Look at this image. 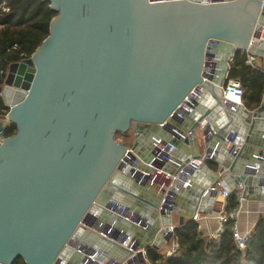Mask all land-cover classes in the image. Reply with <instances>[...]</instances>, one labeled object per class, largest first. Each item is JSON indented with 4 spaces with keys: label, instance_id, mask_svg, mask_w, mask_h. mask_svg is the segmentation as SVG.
<instances>
[{
    "label": "water",
    "instance_id": "obj_1",
    "mask_svg": "<svg viewBox=\"0 0 264 264\" xmlns=\"http://www.w3.org/2000/svg\"><path fill=\"white\" fill-rule=\"evenodd\" d=\"M44 1L56 12L48 35L30 57L9 64L3 81L6 118L16 131L1 136L4 125L0 120V264H12L18 257L26 264H52L68 248L81 247L82 223L88 213H99L97 203L102 199L107 200L105 207L112 202L119 205L123 193L139 199L117 178L130 172L118 165L127 146L115 135L131 130L135 151L144 128L167 121L186 96L192 105L184 117L177 119L174 114L171 123L160 128L170 133L175 122L181 124L193 116L186 132L177 128L184 138L171 132L173 143L177 145L178 137L185 143L201 137L204 154H209L214 140L220 149L234 112L231 103L221 99L228 62L237 51L251 52L264 26L262 0ZM262 35L264 39V30ZM221 49L226 58L214 78L211 60ZM208 61L212 65L206 72ZM191 90L194 93L189 94ZM205 90L219 104L214 108L215 119L209 106L198 110ZM242 108L241 120L249 125L247 136L237 152L229 147L221 164L237 175L247 191L248 176L258 173L259 166L238 168L249 135L263 116L264 96L255 110ZM258 155L260 173H264V148ZM200 157L185 156L177 167L192 161L198 168ZM133 181L139 182V177ZM202 192L192 213L200 211V203L208 198ZM173 204L158 213L171 221L177 205ZM155 209V204L139 209L135 220H142L144 226L131 224L132 237L140 247L150 244L159 229ZM111 218L124 225L122 218ZM186 221L178 217V225ZM170 236L166 234L167 241ZM100 242L105 248L115 245L116 252L122 248L106 238ZM124 249L121 264L140 260L139 254Z\"/></svg>",
    "mask_w": 264,
    "mask_h": 264
},
{
    "label": "crops",
    "instance_id": "obj_2",
    "mask_svg": "<svg viewBox=\"0 0 264 264\" xmlns=\"http://www.w3.org/2000/svg\"><path fill=\"white\" fill-rule=\"evenodd\" d=\"M262 30H264V26H262ZM250 51L252 54L255 55L256 59L254 61V65L259 68L264 73V39L263 35L262 37L259 36L257 42L253 44ZM226 51L224 49H221L216 52V55L214 57V71L212 72L214 78H217V74L222 71V66L224 63V59L226 58ZM231 60L228 62V70L230 66ZM227 70V74H228ZM220 74V73H219ZM227 82V75L225 78V83ZM216 93H219V90L216 89ZM263 96L262 95L261 102L258 106L254 107H246L244 104V108L252 111L258 108L262 102H263ZM213 98L211 96L210 91L205 90V94H203L199 99V106L198 110H203L206 107H210L213 109V118H216L217 113H215V105H219L216 101L213 104ZM217 108V107H216ZM222 110H225L227 108H224L223 106H220ZM229 113L230 110H227ZM215 113V114H214ZM243 108H235L234 112L231 114L233 115L230 127L228 130L225 131V134L228 135L231 132H236V134H239L241 136H247V129L248 124L245 123L243 120H241ZM194 115V114H192ZM225 114H223L224 116ZM225 117V116H224ZM193 119V116H189L186 120L180 124V123H174L175 127L184 130L186 132L187 128L189 127L188 121L189 119ZM220 119V118H219ZM229 120V118H228ZM185 125V126H183ZM255 129L252 130L251 135H249L250 142L247 143L248 148L246 149V152L244 153L242 159H241V166L238 169H244V166H257L255 164H258V173L255 175H249L248 176V190L245 191V197L246 201L243 205V210L239 216L238 219V226L241 232H247L249 230H252V228L255 226L257 220L260 216L264 217V188L261 184V180L264 179V173H260L262 169V162H258V152L264 148V113L263 116L260 117V120L258 124L256 125ZM186 129H185V128ZM146 131L145 133H142L141 138L138 142V145L135 149L136 154L143 160L150 159L153 154V141L156 138L162 139V141L168 142L170 140H174V136L169 133L166 130L161 129L158 126L150 127V128H144ZM208 133L212 135V132L208 130ZM133 135V134H132ZM214 137V136H213ZM201 137L196 140H190L189 142H184L183 140H180L177 138L175 141L177 145L174 146L176 150L171 154L174 157V160H180L185 156L191 157L192 155L196 154H203L204 146L201 145ZM215 140L213 141V145L211 146V151L215 152V155L213 159L202 161L201 165L195 170L193 174L189 177L190 186H183L180 185L179 188L176 191L174 202L177 204L174 208V212L171 215V218H176L178 222V217L180 215L184 216L186 220H190L194 213H192L193 203L197 200L198 193L200 190H204L209 185H211L219 176V170L222 168L227 169L226 167L222 166V161L226 160V157L228 155V149L229 146L225 143L223 144L220 149L219 147H216ZM128 147V146H127ZM264 161V159L262 160ZM165 169H168L169 171L176 170V166L173 163L167 162L164 165ZM118 180L120 181V185L124 188L133 189V192L135 194H138L140 196L139 199L134 197L130 194L123 193L121 196L122 199L120 200L121 203L118 205L120 207L126 208V212L128 215L133 216L134 218L139 219V215L141 214L139 209H143L144 207H147L151 204L156 205V213H157V219L156 222L158 223L159 229L153 232V235L151 237L150 244H146L144 247L145 249H155L160 254H163L168 246V241L166 239L165 232H162V228H165L169 226L170 223L165 221H170V218L168 215H161L158 213L159 211V202L162 196V187L161 185L156 181H147L145 184L139 183L138 181H133V177L129 173L126 172L125 176H118ZM224 180L225 183L228 184L229 187L234 186L238 180L237 175L232 172L229 173L225 171L224 174ZM114 190V188H112ZM115 203V202H112ZM110 203V204H112ZM137 203V204H136ZM108 204L106 199H102V203H97V206L100 208L99 213H96L95 211H92L91 213H88V215L85 218H88L87 221L90 224V227H84L82 229V238L79 239V243L81 247L79 249L84 248L87 252H96L100 257L103 258L105 262H116L117 264L120 263L122 258L126 255V252L124 251L125 247L119 248V252H116L114 249H118L115 247V245L111 244V247L105 248L100 241H103V237L100 236V234L97 232V230L107 229L108 227L112 226L117 231H122L124 236L128 237L127 244L133 245L135 248H140L139 245L136 244V242L133 238V227H131V223H129L127 220H124V225H118L117 223L113 222V218H111V213L107 211V208L105 205ZM116 204V203H115ZM174 205V204H173ZM135 206V207H134ZM138 206V209H137ZM199 208L201 209L200 214L202 218L197 221L199 225V233L203 236L210 237L211 233L216 231L219 227L218 222V210L220 209V205L217 201H214V199L208 197L204 199L200 205ZM191 217V218H190ZM150 219V217H148ZM148 223V222H146ZM178 225V224H177ZM124 226V227H122ZM125 231H124V230ZM81 236V235H80ZM142 240V239H141ZM110 241V240H109ZM112 242V241H110ZM143 243H146L145 241H141ZM152 245H155L157 248H154ZM122 257V258H120ZM63 260L66 264H82V254L78 253L76 249L70 247L67 249V252L63 254ZM155 262L151 261L148 256H146V260L140 257V260L133 262L131 264H153ZM121 264V263H120Z\"/></svg>",
    "mask_w": 264,
    "mask_h": 264
},
{
    "label": "trees",
    "instance_id": "obj_3",
    "mask_svg": "<svg viewBox=\"0 0 264 264\" xmlns=\"http://www.w3.org/2000/svg\"><path fill=\"white\" fill-rule=\"evenodd\" d=\"M5 8H7L5 10ZM56 15L44 0H0V87L5 79L8 66L12 62L28 58L49 33V24ZM245 53L237 51L230 62L227 81H240L246 107L258 106L264 92V73L257 67L245 63ZM0 95V115L7 112ZM16 126L9 123L1 136L15 133ZM236 196L231 194L227 200V210L236 206ZM233 221H226L218 238L203 236L199 225L187 220L174 229L178 244L177 253L166 259L164 264H264V217L260 216L252 228L247 247L243 251L235 248L231 227ZM151 261L162 259L155 249H147ZM12 264H26L16 258Z\"/></svg>",
    "mask_w": 264,
    "mask_h": 264
},
{
    "label": "built area",
    "instance_id": "obj_4",
    "mask_svg": "<svg viewBox=\"0 0 264 264\" xmlns=\"http://www.w3.org/2000/svg\"><path fill=\"white\" fill-rule=\"evenodd\" d=\"M214 0H208L211 2ZM219 1V0H215ZM7 8H5L6 10ZM260 9L264 12V0H262ZM263 30L261 27V31L259 36H262ZM245 63L255 67L254 61L256 59L255 55L249 52L247 49L245 52ZM213 60H211L212 62ZM210 61L207 62L205 65V71L208 72L211 68ZM194 93V90H191L189 94ZM243 87L239 80L232 79L227 81L224 86L221 88V99L223 102L229 101L231 103L230 108L235 109L236 106L244 107L243 106ZM192 102L189 96H186L182 103H180L176 110L168 116L167 121L171 123L170 118L176 115L177 119H182L184 117V113L189 110L188 105ZM167 121H164L159 127H163ZM171 132L179 136L180 138H184L185 134L181 133L177 128L171 127ZM173 135V134H172ZM174 136V135H173ZM175 137V136H174ZM178 137V138H179ZM153 148L154 154L148 160L141 159L136 152L128 146L125 150L123 156L119 161V166L126 171L130 172L131 177L136 178L139 177L140 179H145L146 181H156L162 187V196L159 202V209H166L173 206L174 198L177 189L180 185L183 186H190L189 177L192 174L190 172L197 169V165L190 161L185 165L188 166L189 170L185 167H177L179 165L178 160L175 161L174 157L171 155L175 150V146L173 141L170 140L168 142L162 141V139L156 138L153 141ZM225 143L230 147L233 146L232 151L237 152L244 143V136L236 134V132H231L225 138ZM215 152L212 151L209 154H201L200 160L206 161L213 159ZM257 158H260L259 156ZM170 162L176 166V170L169 171L168 169L164 168L165 163ZM252 168H255L252 166ZM257 169V168H256ZM227 169L222 168L219 170V176L221 179L217 180L215 183L209 185L205 188L202 192V196H208L214 201H217L220 205V209L218 210V222L219 227L216 231L211 233V238H218L220 235V230L223 224L228 221L232 220L233 224L231 227V236L232 241L235 248L239 251H243L248 244L249 236L251 230L247 232H241L238 226V219L243 210L244 202L246 201L245 197V190H244V183L242 181H238L234 186L229 187L228 184L225 183L224 174ZM258 172V170H256ZM261 184L264 188V179L261 180ZM231 194L236 196V206L232 210H227V200ZM107 208V211L112 215H115L119 218L127 220L129 223L142 227L143 222L142 220H135V218L131 215H128L126 212V208L120 207L115 203L110 204ZM202 218L200 212L196 211L193 217L190 220L195 222L199 221ZM88 218L84 219L82 223L85 227H90V224L87 221ZM178 225H174L172 223L167 226L165 234L171 233V236L168 240V246L165 252L162 254V259L157 261L153 264H164L167 258L174 256L178 250V244L176 239L174 238V229ZM97 232L103 238H106L112 242L118 243L120 246L128 248L131 251L132 255L139 254L140 257L146 260L147 250L145 247L135 248L133 245H128L127 240L128 237L124 236L122 231L115 230L112 226L108 227L107 229L97 230ZM78 253L82 254V264H117L116 262H105L102 257H100L96 252H87L83 249H76ZM52 264H66L64 263L63 258L56 259Z\"/></svg>",
    "mask_w": 264,
    "mask_h": 264
},
{
    "label": "rangeland",
    "instance_id": "obj_5",
    "mask_svg": "<svg viewBox=\"0 0 264 264\" xmlns=\"http://www.w3.org/2000/svg\"><path fill=\"white\" fill-rule=\"evenodd\" d=\"M256 67V66H255ZM7 74V72H6ZM2 88H3V83L0 87V95H2ZM2 97V96H1ZM7 112H8V109H7ZM7 112L5 113V115L1 116L0 115V120L3 122V125L4 127L6 125H8L9 123H11L9 120H7L6 118V115H7ZM115 138L117 141H119L121 144L125 145V146H132V142H133V135H132V132L131 130L126 133V134H116L115 135ZM172 224L174 225H177L178 222H177V219L176 218H171V221H170Z\"/></svg>",
    "mask_w": 264,
    "mask_h": 264
},
{
    "label": "bare ground",
    "instance_id": "obj_6",
    "mask_svg": "<svg viewBox=\"0 0 264 264\" xmlns=\"http://www.w3.org/2000/svg\"><path fill=\"white\" fill-rule=\"evenodd\" d=\"M19 67L15 66L14 69H18ZM15 72L13 73V76H14ZM14 78V77H13Z\"/></svg>",
    "mask_w": 264,
    "mask_h": 264
}]
</instances>
